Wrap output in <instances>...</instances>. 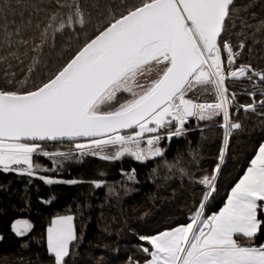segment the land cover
<instances>
[{"label":"snow or ice","instance_id":"6c2138e0","mask_svg":"<svg viewBox=\"0 0 264 264\" xmlns=\"http://www.w3.org/2000/svg\"><path fill=\"white\" fill-rule=\"evenodd\" d=\"M22 7V0H0V76L8 85L0 87V174L27 177L28 184L38 179L48 186L89 183L99 189L106 181L46 174L88 158L166 162L174 139L195 130L203 135L218 121L223 136L211 173L197 177L199 168L179 169L182 178L201 186L192 214L184 224L139 235L137 247L143 264H264V141L223 207L208 212L233 135L245 130L236 117L243 111L264 118V67L244 60L252 49L243 28L251 26L242 20L238 35L244 39L234 45L230 38L236 0H110L91 36V13L81 0H34L22 23L9 21V13ZM256 31L264 32V21ZM65 33L84 39L53 70L47 57L56 36ZM41 73L44 78L35 83ZM29 78L31 88L26 87ZM237 83L240 92L232 90ZM49 145L58 147L49 150ZM192 159L198 164L197 153ZM121 171L129 182L139 183L136 169ZM2 196H12L9 185L0 184ZM55 199L51 195L40 202L51 205ZM5 213L0 203V215ZM34 228L29 218L10 224L24 249L34 239ZM82 240L75 214L56 215L46 228L50 264H75ZM128 264L141 261L129 258Z\"/></svg>","mask_w":264,"mask_h":264},{"label":"trees","instance_id":"16d2710c","mask_svg":"<svg viewBox=\"0 0 264 264\" xmlns=\"http://www.w3.org/2000/svg\"><path fill=\"white\" fill-rule=\"evenodd\" d=\"M22 2V8L9 13V21L15 19L17 23H22V14L27 17L34 0ZM109 2L110 0H81L85 12L91 13L93 21L87 29L89 36L95 32L96 21L100 19L99 13ZM242 20L251 26L243 28V32L249 37L245 42L252 49L251 57H245L244 60H250L257 67H264V32L256 31L257 26L264 21V0H236L233 15L235 27L230 34L234 45L244 39V36L238 35ZM83 39V34L79 41L72 38L70 33L58 34L55 38V50L47 57L49 68H59L81 46ZM0 51L4 49L0 48ZM22 78L23 74L18 75V79ZM43 78V73L36 76L35 83ZM33 85L34 80L29 78L26 87L31 88ZM7 86L0 76V87ZM232 90L240 92V83ZM237 99L249 102L246 96H238ZM236 118L243 122L245 130L233 135L230 158L219 176L217 191L208 209L209 214L216 213L223 207L231 188L249 166L258 144L264 141V118L253 113L245 116L243 111ZM222 136L223 129L217 121L211 127H205L203 135L195 130L185 138L174 139L165 153L166 162L161 159L159 163L150 161L142 164L127 158L116 162L88 158L83 163L66 162L59 174L47 173L63 179L106 181L99 189L89 183L48 186L38 179L28 184L27 177L0 174V184L9 185L12 190L11 197H0V203L6 209V213L0 215V233L5 236L0 241V260L8 264L14 261L17 264H50V257L46 253V228L56 215L70 212L76 215L77 230L83 234L78 254L74 257L75 264H128L129 258L143 264L145 256L137 247L140 243L137 237L171 229L188 220L196 202L201 198V186L192 185L186 178H182L179 169L191 171L199 168L201 170L195 172L197 177L211 173ZM48 147L52 150L58 146ZM193 153L198 154V164L193 163ZM38 161L44 166L52 167L46 158H38ZM169 165L173 167L170 169ZM133 168L136 169L139 180L136 184L129 182L121 171ZM153 169H156L155 173ZM101 172L105 175L101 176ZM125 185L133 191L126 192ZM110 187L114 189L111 195L108 192ZM51 195L56 197L51 205L40 202V198L47 199ZM26 202L30 204L28 209L25 208ZM21 217L31 219L35 225L31 234L34 239L28 249L22 248L21 241L10 231L11 222Z\"/></svg>","mask_w":264,"mask_h":264},{"label":"rangeland","instance_id":"374dc122","mask_svg":"<svg viewBox=\"0 0 264 264\" xmlns=\"http://www.w3.org/2000/svg\"><path fill=\"white\" fill-rule=\"evenodd\" d=\"M96 159H98V158H96ZM129 159V158H128ZM132 160V159H131ZM134 161V160H133ZM47 175V174H46ZM125 215V214H124ZM9 262V261H8ZM14 262H16V263H14ZM14 262H10V263H12V264H17V261H14ZM0 264H8V263H4L3 261H1L0 260Z\"/></svg>","mask_w":264,"mask_h":264},{"label":"crops","instance_id":"0c3cea01","mask_svg":"<svg viewBox=\"0 0 264 264\" xmlns=\"http://www.w3.org/2000/svg\"><path fill=\"white\" fill-rule=\"evenodd\" d=\"M226 203V202H225Z\"/></svg>","mask_w":264,"mask_h":264},{"label":"flooded vegetation","instance_id":"af4514ba","mask_svg":"<svg viewBox=\"0 0 264 264\" xmlns=\"http://www.w3.org/2000/svg\"><path fill=\"white\" fill-rule=\"evenodd\" d=\"M128 159V158H127Z\"/></svg>","mask_w":264,"mask_h":264}]
</instances>
